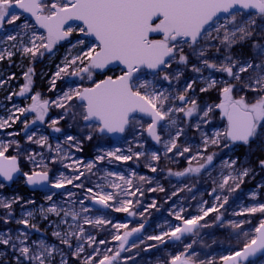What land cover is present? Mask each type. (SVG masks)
Returning <instances> with one entry per match:
<instances>
[{
    "label": "rangeland",
    "instance_id": "rangeland-1",
    "mask_svg": "<svg viewBox=\"0 0 264 264\" xmlns=\"http://www.w3.org/2000/svg\"><path fill=\"white\" fill-rule=\"evenodd\" d=\"M227 18L228 16L222 17L209 27L212 36L216 38L202 40L194 48H190L186 44L183 45V54L187 57V63H178L177 57L171 67L167 69L172 77L179 73V79H171V82L165 81L161 78L163 73H161V77L154 79L150 71H143L141 80L153 81L156 91H164L165 95L169 96V101L165 103V109L182 106L178 100L173 99L179 94H186L198 105L197 113L190 118L176 111L166 117L165 127L159 128L160 141L158 145H155L148 137L147 128L151 121L139 117L133 118L130 122V127L123 140L113 141L108 136H99L98 133H92L93 139H86L92 130L85 127L84 121L78 115L82 111L78 101H73V107L68 110L50 104L44 122L36 121L33 124L35 113L21 114L17 109L28 108L32 104L31 97L36 93L40 94L41 100L46 99L51 102L57 100L69 88L92 85V81L86 78V74H83L85 75L83 80L78 76L62 74V78L56 79L54 87L50 82L54 78L57 66H63L66 57L70 60L95 41L85 39L82 34L73 32L69 40L55 45L51 53L45 52L43 56L33 58L30 54L25 55L22 50L25 45L31 46L28 44L30 33L25 35L20 27L6 24L0 35V53H4L5 57L0 60V119H7L9 116L18 117V119L15 123L9 121L10 127L0 129V132L6 131L8 134L15 135L14 143L9 144L5 155L17 157L22 174L31 173L36 168V164L28 159L29 155L35 156L37 163L43 159L53 181L61 174L69 178L73 177L77 174L76 168L79 167V171L84 172V176L79 181L74 180L73 184L82 183L84 187L76 188L73 184L66 183L59 192L55 190L31 192L26 187L24 175L20 176L10 187L4 184V187L0 188V199L5 201H11L15 197L20 199L18 203H13L10 210L0 207V234L10 235L15 240L21 233H26L28 246L34 252L42 251L39 247L41 242L48 248L56 249L52 257L46 259L45 264H61L62 260L66 261V264H83L90 255L95 256L97 260L104 254L112 255L119 248V242L112 240L113 234L117 232V229L112 225L119 223L128 225L127 229H119L121 235L141 224L144 227L139 233H133L132 243L126 248L128 250L121 251L117 264H171L175 256H181L182 259L190 257L194 264H209L210 261L212 264H221V256L230 255L234 251L242 249L248 239L244 233H248L249 236L254 235L255 227L261 220H264L262 213L244 212L248 207L264 204V189L261 187L264 185V167L260 165V161L264 160V126L258 128L255 137L245 146L244 156L239 154L240 147L227 140H222L218 146L208 145L205 150V136L212 137L214 132L223 131L227 126V120L222 119L220 110L216 108L208 118H205L209 122L205 123L201 120L203 110H206L207 106H214L221 102L220 89L223 87V82L228 81L235 85L234 98L244 96L251 102L255 100L257 93L243 87L244 84L249 83L251 69L249 73H241V80L236 81L222 71L206 68L203 60L207 59L219 66L227 62L225 61L226 56L231 55L233 59L240 62L251 60L258 63L259 59L255 55L254 45H264V18L256 13L242 12L237 22L242 24L249 18L255 19V25L251 26L253 34L244 40H238L230 48L221 42L224 30L221 29L219 34L213 30L220 24H224L231 31L234 25L229 24ZM24 21L34 25L24 15L16 23L22 25ZM77 26L73 25L72 27ZM37 31L42 32L39 29ZM16 33H20L16 41L6 39L7 35ZM78 39L85 40V45L72 48L71 45ZM201 51L204 52L203 56L200 55ZM7 52H11L13 55L9 57ZM30 67L34 70L31 74V89L24 96H20L18 93L26 83L24 74ZM194 68H200L201 71L196 72L193 70ZM236 70L234 69V71ZM120 73V68L107 73L94 70L93 80L99 81L108 75L117 76ZM209 78L218 82L216 87L201 92V88L207 87L206 81ZM190 83L192 88L185 93V88ZM151 90L150 88L149 91ZM61 117L63 118L61 119ZM52 120L59 121L54 127L60 128V132L53 131ZM26 123L28 124L27 130H25ZM177 132H180L178 137ZM28 135L33 136V144L27 139ZM41 136L48 138L43 147L34 142ZM68 136L76 138V141L79 142V150H77L75 142L67 141ZM173 139H175L177 148L168 152L166 145L170 146ZM65 142H71V144L65 146ZM0 144L8 143L0 136ZM137 144L142 146H136ZM226 144L227 147H225ZM48 145L51 146V149ZM57 145L60 146L59 154L65 152L66 157H69L64 160L65 164L58 161L62 155L59 156L57 153ZM185 147L189 148V151L180 155L179 152H182ZM117 148L120 149L118 155L132 156V159L127 160L126 165L123 166L122 161L124 160H116L114 157L106 158L102 164H98V160H96L98 155L107 151H115ZM136 153H143V155L137 159ZM153 153L159 157L158 160L152 159ZM208 155H213L210 164L206 162ZM192 156H196L197 159L191 160ZM190 160L191 163H189ZM232 161H236V163L232 165ZM75 162H79V165ZM88 163L95 164L91 171L85 167ZM200 164H204L205 167L199 173L190 172L187 177L180 180L174 175L177 172H185L189 167H199ZM65 165H68L70 169H67ZM152 167L156 168L155 172L151 171ZM122 168L129 173L125 179H130L132 184L127 185L122 181L121 185L130 192H136L137 188L140 189L135 196L125 192V195L118 197L120 200H132L133 205L130 211L136 213L134 216L125 212H116L112 208L99 210L87 198L90 194L86 190L92 188L94 191H99L97 185H100L105 192H114L115 189L108 185L120 184V182L117 179L112 180L110 177L118 178L122 173ZM244 169L248 170V175L239 178V173ZM109 173L114 175H109ZM141 176L146 179L141 180ZM226 177H235L236 179L229 178L228 184L221 188L220 185L223 184ZM0 182L2 181L0 180ZM237 183L239 184L238 188L236 187ZM160 188H163L164 191H160ZM232 188H235V191H232ZM150 189L156 190L151 191ZM69 193L74 195L69 196ZM49 195H52V200L47 199ZM225 197H227V203L219 208V212H210L201 221V224L206 223L207 226L200 227L192 236L182 235L180 240L164 237L163 242L148 239L149 236L169 232L180 224L173 213L179 212L186 218L202 215L201 208H209L214 205L219 207ZM80 200L84 201L83 205L79 203ZM29 201L34 203H29ZM53 204L58 208L74 209L80 212V219L72 221L70 217H64L63 213L57 216L54 213L41 211V208L47 209ZM82 207L89 208V211L82 212ZM9 211H11L10 216L8 215ZM29 212L32 213L31 216H28ZM218 215L220 220L216 219ZM83 216L93 220L103 218L112 223L103 226L90 224L87 229H84V236L79 241L74 237L71 239V248L61 243L60 237L53 235L57 231L61 233V236L69 232H78ZM21 219H27L29 225L26 227L18 223ZM65 219L68 223L62 222ZM45 220L46 222H44ZM234 223H239L241 226L235 228L232 226ZM33 224L36 225L35 228L31 227ZM88 236H94L96 242H85L84 239H87ZM100 240H104L106 243L100 244ZM189 244H191V248L187 247ZM79 245H83L84 251L80 253L82 256L77 257L75 253ZM95 248L100 250L99 256L93 252ZM108 248L113 249V252L108 253ZM0 264H30V262L20 257L19 252L10 245H0ZM32 264H38V262L33 261ZM247 264H264V257Z\"/></svg>",
    "mask_w": 264,
    "mask_h": 264
},
{
    "label": "snow or ice",
    "instance_id": "snow-or-ice-1",
    "mask_svg": "<svg viewBox=\"0 0 264 264\" xmlns=\"http://www.w3.org/2000/svg\"><path fill=\"white\" fill-rule=\"evenodd\" d=\"M253 10L261 18H264V0H0V29L5 25H12L20 27L25 35H28V44L31 46H23V53L31 55L33 58L43 56L45 52L51 53L54 46L62 41L69 40L73 32H78L85 37H93L94 43L87 46L86 50H81L80 54L73 56L70 60L66 57L63 66H57V71L51 84L54 87L56 79L65 76L80 77L81 80L86 78L92 81L89 87H74L69 88L55 101L41 100L40 94L36 93L31 97L32 104L28 108H19L18 112L21 114L25 112L35 113L36 121L44 122L50 104H54L57 108L70 109L73 107V101H79V107L82 109L78 113L80 118L86 122L85 127L92 131L86 136V139H93L92 133L99 134H112L123 133L126 127L133 120L135 113H143L151 117V123L148 125V134L157 142L160 141V136L156 133V126L166 117H169L173 111L181 112L186 117H192L198 111L197 102L190 99L186 94H179L173 99L178 100L182 106L168 107L165 109V103L169 101V96L165 95L164 91H156L153 86V81L141 80L140 77L143 71L149 70L154 79L161 77L165 81L171 82V79H179V73L174 77L170 76L167 69L178 57V63L186 64L187 57L183 54V45H188L190 48L198 45L202 40L214 39L212 31L207 26L213 24L221 13L228 14L227 22L234 25V28L229 31L226 25L220 24L213 30L219 34L221 29L224 30L222 43L227 47H231L238 40H244L253 34L252 27L255 25V19L249 18L242 24L238 23V17H241L242 12ZM24 14L30 15L35 25L29 24L24 21L22 25H17V21L21 20ZM70 21H79L80 26L72 27L69 25ZM37 29H42L38 32ZM20 33L9 34L6 39L8 41H16ZM153 34H157L160 38H152ZM85 45V40L78 39L72 48ZM256 57L259 62L251 60L240 62L231 55L225 57L226 63L217 65L209 62L207 59L203 60V64L208 69L222 71L233 80L240 81L241 73H249V83L244 84L243 87L249 91L257 93L255 100L249 102L244 96L234 98L233 90L235 85L228 81L223 82V87L220 89L221 102L214 106H207L203 110L201 120L205 123L209 122L205 118L214 111V108L219 109L222 117L226 118L227 126L223 131H216L212 137L207 135L204 138L205 150L208 145L218 146L222 140L230 142H242L248 144L250 139L255 137L258 128L264 126V45L256 44ZM11 57L13 53L7 52ZM200 55L203 56L204 52L201 51ZM4 53H0V60H3ZM118 64L122 66L121 73L117 76L108 75L104 79L95 81L93 80L94 70L103 71L110 65ZM71 69V71H70ZM234 69H237L234 71ZM200 72V68L193 69ZM33 69L30 67L24 74L26 83L20 89L18 95L24 96L29 92L32 85ZM217 81L209 78L206 81L207 87L200 89L201 92H206L211 88L216 87ZM152 89L149 91V89ZM192 88V84H188L185 88V93ZM11 99V97H9ZM190 105V106H188ZM63 117H61L62 119ZM18 117L9 116L7 119H0V129L10 127L15 123ZM59 121L52 120L51 126L53 131L60 132L61 129L54 127ZM173 123H175L173 121ZM28 129V124H25V130ZM18 135V133H15ZM177 137L180 132H177ZM29 141L33 140L32 135H28ZM47 137L41 136L34 142L40 144L42 147L47 143ZM67 141L75 142L77 150H79V142L73 136H68ZM9 144H0V178L3 181H12L14 174L20 172L16 156L8 157L5 153L8 151ZM228 145L226 144L225 147ZM49 149L51 146L48 145ZM167 151L171 152L177 148L175 139L170 142V146L166 145ZM57 153L60 152V146L57 145ZM189 148L185 147L180 155L188 152ZM120 149L115 151H107L102 155H98L96 160L104 161L106 158L114 157L116 160H130L132 156L118 155ZM143 153H136L137 159ZM69 158V157H66ZM28 159L36 164V168L31 173H23L26 183L30 186H37L41 184H48L52 188L61 189L65 184H73V181H79L84 172L76 168V175L69 178L61 174L55 181L50 178L47 165L43 163V159L39 163L36 162L35 156L29 155ZM153 160H158L159 157L156 153L152 154ZM196 156H192L191 160H196ZM191 160L189 163H191ZM213 155L206 157V162L211 163ZM53 162H55L53 160ZM79 165V162H75ZM236 161H232L234 165ZM261 167H264V160L260 161ZM68 167V165H65ZM88 171L94 167V163H88L86 166ZM204 164L199 167H189L185 172L174 173L176 176H183L188 172L199 173ZM151 171L155 172L156 168L152 167ZM171 174V173H170ZM109 175H114L109 173ZM248 175V170L244 169L239 173V177ZM124 181L125 184L131 185L130 179H125L123 176L118 177ZM229 178L236 179L235 177H226L221 188L228 184ZM141 180L146 178L141 176ZM76 188H83L84 185L73 184ZM4 187V183L0 182V188ZM113 189H120V192H127L128 195L135 196L136 192L140 189L137 188L136 192L126 190L121 184L112 183L110 185ZM239 187V184H236ZM99 191H94L88 188L86 191L90 195L87 197L92 203L101 205L103 208H112L116 212H125L130 216L136 213L130 211L132 208V200L118 199L120 193L118 192H105L100 185H97ZM155 191L156 189H150ZM235 191V188L231 189ZM160 191H164L160 188ZM142 194V193H141ZM175 194V193H174ZM74 195L69 193V196ZM19 197L13 198L11 201L0 199V207L11 209L13 203L19 202ZM48 200H52V195L47 196ZM219 199V197H217ZM29 203H34L29 201ZM81 205L84 204L80 200ZM138 203V201H137ZM227 203V197L224 198L223 203L209 208H201L202 215H195L186 218L179 212L173 213L175 219L180 221L169 232H164L162 235L149 236V240H156L163 242L164 237H171L175 240H180L181 236L186 233H193L200 227H205L207 224H201L210 212H219ZM118 205V206H117ZM155 206V203H153ZM42 212L54 213L60 216L63 213L64 217H70L72 221L80 219V212L74 209L58 208L55 204L47 209L41 208ZM82 212H88L89 208L82 207ZM183 211V210H181ZM244 212L249 214L262 213L264 214V204L248 207ZM244 214V213H240ZM8 215H11L9 211ZM32 213L29 212L28 216ZM47 218V217H45ZM220 220V216L216 217ZM5 222L7 220L5 219ZM63 223H68L65 219ZM85 224L95 226H103L111 224L112 222L107 219L97 218L89 219L87 216L83 218ZM18 223L29 225L27 219H21ZM117 229L116 234H113L112 240L119 242V248L112 255L104 254L102 258L96 259L95 256H89L83 264H117L121 251H126L125 245L133 233H139L144 227L141 224L139 227L132 228L125 231L122 235L119 234V229H127L126 223H119L112 225ZM239 228V223L232 225ZM35 228L36 225H31ZM78 227V226H77ZM255 234L249 236L244 243L242 249L234 251L230 255L221 256L222 264H243L250 256H254L258 252L264 251V220H261L259 225L255 227ZM53 235L61 238V243L72 247L71 239L74 237L80 240L84 236V229L79 227L78 232L65 233L61 236L59 231L54 232ZM87 241L95 243L94 236H88ZM100 244H105L106 241L100 240ZM0 245L11 246L17 250L20 257L38 264H45L47 258L52 257L56 251L54 248H48L40 243L39 247L42 251L34 252L28 246L27 234L21 233L13 240L10 235L0 234ZM191 248V244L187 246ZM84 251L83 245L77 247L75 255L79 257L80 253ZM96 256H99L100 250L93 249ZM108 253H112L113 249L108 248ZM19 261V257L17 258ZM61 264H66V261H61ZM171 264H192L191 258L182 259L181 256H175ZM209 264H212L210 261Z\"/></svg>",
    "mask_w": 264,
    "mask_h": 264
},
{
    "label": "water",
    "instance_id": "water-1",
    "mask_svg": "<svg viewBox=\"0 0 264 264\" xmlns=\"http://www.w3.org/2000/svg\"><path fill=\"white\" fill-rule=\"evenodd\" d=\"M246 14H250V13H255L253 10H248V11H244ZM24 16L27 18V19H29V20H31L33 23H34V25H35V21H34V19L30 16V15H28V14H24ZM225 16H228V14H224V13H221L220 15H219V17L216 19V20H218V19H220V18H222V17H225ZM215 20V21H216ZM214 24V23H213ZM213 24H211V25H209V26H207L208 28L209 27H211ZM69 25H71V26H73V25H78V26H80V22L79 21H70L69 22ZM4 29H5V27L3 28V29H0V35L3 33V31H4ZM39 30H41V31H43L42 29H39ZM156 36H158L157 34H153V37L152 38H155ZM85 39H88V40H94V38L93 37H85V36H83ZM62 42H64V41H62ZM117 68H120V69H122V66L121 65H118V64H113V65H110L108 68H106V69H104L103 71H101V72H103V73H106V72H108V71H110V70H113V69H117ZM146 70V69H145ZM98 71H100V70H98ZM147 71H149V70H147ZM78 103L80 104V102L78 101ZM47 114H48V111H47ZM135 117H139V118H143V119H146V120H150L151 121V117H149V116H147V115H145V114H143V113H135L134 115H133V118H135ZM164 121H165V119L164 120H161L158 124H157V126H156V133H157V135H159V128L164 124ZM152 122V121H151ZM86 122H84V124H85ZM129 127H130V124L126 127V129H125V131L123 132V133H112V134H108V133H105V134H99L98 133V135L99 136H108L111 140H113V141H120V140H123L124 139V137H125V134H126V131L129 129ZM148 137L152 140V142L155 144V145H158L159 144V142H157V141H155L149 134H148ZM251 140H252V138L250 139V141H249V143L251 142ZM230 142V141H229ZM230 143H233V142H230ZM233 144H235V145H246V144H244V143H242V142H235V143H233ZM18 161V160H17ZM18 167H19V162H18ZM20 168V167H19ZM190 174V172H188V173H186L185 175H183V176H177V179L178 180H180V179H182V178H185V177H187L188 175ZM20 176H23V174H22V172H21V169H20V172H18V173H16V174H14V178H13V180L12 181H3L2 180V178H0V180L4 183V184H6L8 187H10V186H12L13 185V183L20 177ZM26 187L28 188V190L29 191H31V192H45V191H49V190H55V191H61V189H56V188H52L50 185H48V184H41V185H37V186H30V185H28L27 183H26ZM93 204V206H95L96 208H98L99 210H107V209H105V208H103L101 205H98V204H94V203H92ZM199 229V228H198ZM197 229V230H198ZM197 230H195L193 233H186V234H184L183 236H185V237H189V236H192ZM132 241H133V238L130 236L129 237V239H128V243L125 245V248H127L131 243H132ZM261 257H264V251H262V252H258V253H256L254 256H250L247 260H245L244 262H243V264H247V263H249V262H253V261H256V260H258L259 258H261ZM192 264H194V263H192ZM222 264V263H221Z\"/></svg>",
    "mask_w": 264,
    "mask_h": 264
},
{
    "label": "bare ground",
    "instance_id": "bare-ground-1",
    "mask_svg": "<svg viewBox=\"0 0 264 264\" xmlns=\"http://www.w3.org/2000/svg\"><path fill=\"white\" fill-rule=\"evenodd\" d=\"M165 127V124L164 125H162V129ZM0 136H1V139H3V140H5L8 144H12V143H14L13 142V138L15 137V135L14 134H8L6 131H2V132H0ZM31 144H33V142L31 141ZM71 144V142H65V146H68V145H70ZM35 146H36V144H35ZM34 146V147H35ZM136 146H142L141 144H137ZM143 148V147H142ZM143 151H144V149H143ZM124 152V151H123ZM62 155V156H61ZM59 156H61L60 158H59V160L58 161H61L62 162V164H65L64 163V160H67V158H66V154H65V152H63V153H60L59 154ZM123 162V166L124 165H126V163H127V161H122ZM103 163V161H98V164H102ZM67 169H70L69 168V166L68 167H66ZM129 175V173L124 169V168H122V173H121V175L120 176H123V177H127ZM240 178V177H239ZM110 179H112V180H114V179H117L119 182H120V184H121V182H122V180H120L119 178H116V177H110ZM108 186H110V185H108ZM261 187H263V189H264V185H261ZM114 192H118V189H115V191ZM118 193H120V195L119 196H123V194L125 195L126 193L125 192H118ZM127 197V196H126ZM75 197L73 196V199H74ZM85 216H83L82 217V220L80 221V225H81V227L83 228V229H87L88 228V226L90 225V224H85L84 222H83V218H84ZM44 222H46V220L44 221ZM84 241L85 242H90V241H87V239H84ZM79 256H82V254H80Z\"/></svg>",
    "mask_w": 264,
    "mask_h": 264
},
{
    "label": "flooded vegetation",
    "instance_id": "flooded-vegetation-1",
    "mask_svg": "<svg viewBox=\"0 0 264 264\" xmlns=\"http://www.w3.org/2000/svg\"><path fill=\"white\" fill-rule=\"evenodd\" d=\"M221 117H222V115H221ZM222 119H224V120H226V118H224V117H222ZM253 139V138H252ZM252 141V140H251ZM247 145V144H246ZM246 145H237L238 147H240V151H239V154L241 155V156H244L245 155V150H244V148H245V146Z\"/></svg>",
    "mask_w": 264,
    "mask_h": 264
}]
</instances>
